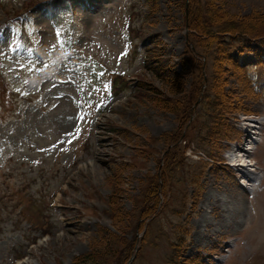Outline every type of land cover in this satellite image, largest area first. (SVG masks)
<instances>
[{"label": "rangeland", "instance_id": "1", "mask_svg": "<svg viewBox=\"0 0 264 264\" xmlns=\"http://www.w3.org/2000/svg\"><path fill=\"white\" fill-rule=\"evenodd\" d=\"M202 3L264 34V0ZM188 5L0 0V264H74L102 235V264H264V92L239 69L263 80L264 44L204 70Z\"/></svg>", "mask_w": 264, "mask_h": 264}, {"label": "trees", "instance_id": "2", "mask_svg": "<svg viewBox=\"0 0 264 264\" xmlns=\"http://www.w3.org/2000/svg\"><path fill=\"white\" fill-rule=\"evenodd\" d=\"M188 1V11H187V16H186V24H187V28L189 29V32H191L193 35V38H195L196 40H200V43H198L199 45L206 43V50L208 51L209 49V55H205L206 61L204 60V62L201 64L202 68L203 65L204 66V70H210V65L207 61L209 62H217L218 60H220V57L217 55V52L221 55L222 60L227 61V64H230L231 69H233L234 71L237 70V68L235 67V65L237 66V63L234 61H229V56L232 54V48L231 46L228 47L227 42L228 40H232V42H236L239 39H246L248 41H258L264 44V34L260 35L261 32L256 33V31H251V32H243L245 30H241V25L239 22L237 21H233L231 22L232 24H230L229 21H221L219 23L215 22L216 18L214 15H216V11L215 9H208V5H205L202 3V0H187ZM214 16V17H213ZM221 17V16H220ZM212 19V20H211ZM220 20V19H219ZM218 20V21H219ZM255 28V27H254ZM201 37V38H200ZM203 42V43H202ZM223 42H226V44H224ZM192 54V50L190 51ZM195 52V50H194ZM196 53V52H195ZM158 62V61H156ZM200 63V62H198ZM235 64V65H234ZM216 65V64H215ZM215 65L213 66V68H211L213 71H215ZM149 66V64H148ZM154 68V69H153ZM161 67L155 66L153 67V65L150 66V70H154L157 72V74L159 76H161V73L158 71L160 70ZM239 69L243 72L249 89L250 85L252 87L253 90H251L252 94L255 95V91H257L258 88L263 89L264 90V82L263 81H258V83L253 86V80L249 74L247 73V71L242 70L240 67ZM162 70V69H161ZM162 72H164L162 70ZM165 74V73H163ZM143 88H147L146 86L143 85ZM147 90V89H145ZM215 90V100L211 101L210 103L207 102V106L210 105L211 108L212 104L216 103L215 101H219V100H223V95L221 93H217V89H213ZM217 99V100H216ZM213 102V103H212ZM206 106V107H207ZM216 110V109H215ZM223 114V113H222ZM222 123L221 118L215 120V125L216 126H220ZM157 192H153L151 194V199L154 201V197L157 196L156 195ZM104 235L101 236V241H99V243L102 246H95V250L92 254H90L86 259H77L75 261L74 264H102L101 260L99 259V255L102 256H107L108 253H111L110 250H112L109 246H113L114 242L110 241L108 237H105ZM104 239L106 240V243H104ZM113 252V250H112ZM112 254V253H111ZM110 258V257H109ZM177 263V262H176ZM178 264V263H177ZM184 264H188V262H185Z\"/></svg>", "mask_w": 264, "mask_h": 264}, {"label": "bare ground", "instance_id": "3", "mask_svg": "<svg viewBox=\"0 0 264 264\" xmlns=\"http://www.w3.org/2000/svg\"><path fill=\"white\" fill-rule=\"evenodd\" d=\"M240 150H241V149H240ZM242 159H243V157L241 158V160H239L238 157H237V158H235V157L233 158V160H234L235 162L243 161ZM239 166L243 168V167L245 166V164H239Z\"/></svg>", "mask_w": 264, "mask_h": 264}]
</instances>
